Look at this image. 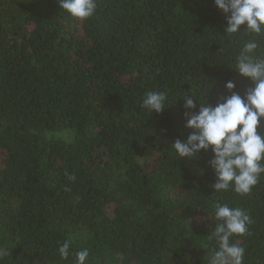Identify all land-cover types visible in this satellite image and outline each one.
<instances>
[{
    "label": "trees",
    "instance_id": "1",
    "mask_svg": "<svg viewBox=\"0 0 264 264\" xmlns=\"http://www.w3.org/2000/svg\"><path fill=\"white\" fill-rule=\"evenodd\" d=\"M96 3L81 20L59 0H0V264H75L82 249L86 264H208L216 203L246 211L230 242L264 264V174L249 194L214 191L211 152L171 148L191 131L183 96L251 86L233 66L252 37L225 34L213 0ZM148 91L169 106L141 108Z\"/></svg>",
    "mask_w": 264,
    "mask_h": 264
},
{
    "label": "clouds",
    "instance_id": "2",
    "mask_svg": "<svg viewBox=\"0 0 264 264\" xmlns=\"http://www.w3.org/2000/svg\"><path fill=\"white\" fill-rule=\"evenodd\" d=\"M213 3L225 14V34L243 30L252 37L240 48L233 66L239 75L248 78L251 86L241 95L234 91L236 83L226 80L224 89L230 95L222 96L214 105L206 100L198 103L193 95L183 96L184 127L191 131L185 138L176 139L171 148L178 157L190 159L210 151L207 165L215 178L212 189L231 188L246 195L264 174V130H259L264 119V51L255 39L264 36V0H213ZM59 7L84 20L94 15L97 3L96 0H59ZM166 101L164 92L148 91L140 107L150 114H159L169 106ZM214 217L218 222L208 239L215 240L218 248L211 250L208 264H243L245 249L230 240L247 233L249 215L239 207L216 203ZM71 243L65 240L58 248L62 260L71 254ZM4 254L0 250V255ZM88 257V249L76 252L75 264H86Z\"/></svg>",
    "mask_w": 264,
    "mask_h": 264
}]
</instances>
